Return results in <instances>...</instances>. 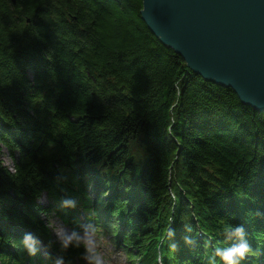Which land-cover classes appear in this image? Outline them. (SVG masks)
<instances>
[{"label":"trees","instance_id":"16d2710c","mask_svg":"<svg viewBox=\"0 0 264 264\" xmlns=\"http://www.w3.org/2000/svg\"><path fill=\"white\" fill-rule=\"evenodd\" d=\"M141 11L142 0H0V264H21L41 215L66 222L68 198L142 255L154 237L150 257L165 233L163 249L193 264L211 252L197 228L220 233L224 220L253 246L264 233V112L192 72Z\"/></svg>","mask_w":264,"mask_h":264},{"label":"water","instance_id":"95a60500","mask_svg":"<svg viewBox=\"0 0 264 264\" xmlns=\"http://www.w3.org/2000/svg\"><path fill=\"white\" fill-rule=\"evenodd\" d=\"M141 18L192 72L264 112V0H142Z\"/></svg>","mask_w":264,"mask_h":264},{"label":"clouds","instance_id":"9594fccd","mask_svg":"<svg viewBox=\"0 0 264 264\" xmlns=\"http://www.w3.org/2000/svg\"><path fill=\"white\" fill-rule=\"evenodd\" d=\"M60 206L74 209L77 207V201L73 198L64 199ZM222 230L229 239L234 237L238 242L230 247H217L215 256H218L224 264H241V261L252 254L251 246L245 238L243 225H233L224 220ZM55 233L62 249L67 250L70 247L81 249L80 257L86 264H114V258L105 250L109 244L108 237L99 224L88 221L81 224L79 228L69 230L61 223L55 226ZM171 234L168 232L169 236ZM22 243L30 256L36 254V239L32 234H26ZM55 264H64V257H58Z\"/></svg>","mask_w":264,"mask_h":264},{"label":"rangeland","instance_id":"374dc122","mask_svg":"<svg viewBox=\"0 0 264 264\" xmlns=\"http://www.w3.org/2000/svg\"><path fill=\"white\" fill-rule=\"evenodd\" d=\"M4 163H5V166H7L8 168L11 169V160L9 159V157L7 155L4 157ZM57 224H60V223L56 219H52V228H51L52 237L56 241H59L57 239V236H56V233H55V226ZM41 249H43V248L41 247ZM106 250H107V248H106ZM112 257L114 258V264H117L118 261L121 259V257L118 254L117 255H113Z\"/></svg>","mask_w":264,"mask_h":264},{"label":"bare ground","instance_id":"6f19581e","mask_svg":"<svg viewBox=\"0 0 264 264\" xmlns=\"http://www.w3.org/2000/svg\"><path fill=\"white\" fill-rule=\"evenodd\" d=\"M198 230H196V234H197Z\"/></svg>","mask_w":264,"mask_h":264}]
</instances>
